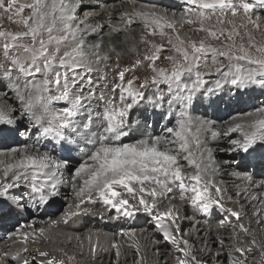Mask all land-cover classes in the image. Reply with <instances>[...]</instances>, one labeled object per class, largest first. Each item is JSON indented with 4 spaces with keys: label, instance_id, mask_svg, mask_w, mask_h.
Returning a JSON list of instances; mask_svg holds the SVG:
<instances>
[{
    "label": "snow or ice",
    "instance_id": "6c2138e0",
    "mask_svg": "<svg viewBox=\"0 0 264 264\" xmlns=\"http://www.w3.org/2000/svg\"><path fill=\"white\" fill-rule=\"evenodd\" d=\"M82 3L83 0H0V139L16 137L22 127L25 131L32 129L35 138L31 146L13 149V162L3 169L6 179L0 181V220L28 206L24 199L25 187L30 189L29 197L38 194L42 204H48L59 194L63 169L71 158L58 160L47 151L40 152V141L67 144L72 134L82 135L92 140L94 149L73 173L74 179L82 181L79 186L72 185L79 199L77 208L91 202L95 192L105 204L124 215H132L130 209L143 211L156 222L164 238L175 245L176 251L182 253L175 258L177 264H201L195 256H190L188 241L184 240L181 247L170 230L178 209L173 206L159 211L158 199L175 188L180 201H187L204 212L214 205L223 207L220 200L214 198V193L218 195L221 189L209 176L215 171L211 150H201L199 133L211 129L208 122L195 120L192 112L205 96L219 97L223 101L221 94L226 92L240 104L245 102L246 96H253L249 89L258 86L264 90V44L249 34L247 45L237 46L234 36H239L238 27L244 25L237 26L225 19L229 15H244L259 30L260 24L251 15L255 5L252 0H188L197 9L192 13L197 19H189L187 23L199 22L196 30L204 32L206 37L214 40L223 37L231 43L222 41L216 46L205 40H191L185 46L186 41L177 35L179 44L173 45L177 55L167 57L171 68L157 66L163 46L152 43L154 51L145 56L151 69L148 77L139 84L136 83L138 77L126 79V74L141 63L136 61L132 68L117 72L118 82L111 88V94L97 95L96 78L92 74L97 71L95 66L101 63L107 66L111 57L101 53L100 40L87 42V35L97 33L103 26L88 25L79 18L77 13ZM256 4L264 7V0H256ZM136 15L142 18L147 35H156L157 27L162 36L163 28H174L146 13ZM213 17L217 25L232 24V29L205 26ZM5 21L20 30L6 29ZM132 22V17L123 20L125 26ZM111 30L122 31L117 27ZM169 44H172L171 39ZM115 67H119L118 62ZM204 68L214 69L217 78L212 82L205 79L209 73L202 71ZM161 84L167 85V96L160 91L145 95V90L159 89ZM94 100L104 105L96 115L89 110ZM58 102L68 106L57 110L53 105ZM165 104L169 113L179 106L174 125L166 126L160 135H145L141 130L135 142L118 143L129 136L128 117L134 108L163 109ZM85 111L87 116L79 119ZM247 115H254L256 119L236 123L227 130L238 132L241 137L229 142L233 145L229 151L248 156L264 154V103ZM194 149L198 150V155ZM187 167L192 171H186ZM125 196L136 203H130ZM226 211L239 219L238 212ZM39 231L43 233L44 229ZM29 238L30 233L24 232L23 241L26 243ZM236 251L244 253L242 248ZM40 255L47 256V253ZM46 264L54 262L49 259Z\"/></svg>",
    "mask_w": 264,
    "mask_h": 264
},
{
    "label": "bare ground",
    "instance_id": "6f19581e",
    "mask_svg": "<svg viewBox=\"0 0 264 264\" xmlns=\"http://www.w3.org/2000/svg\"><path fill=\"white\" fill-rule=\"evenodd\" d=\"M252 2L255 7L251 15L260 24L259 30L248 22L247 16L232 17L229 15L225 18L237 26L244 25L238 27L239 36H234V40L235 42L242 41L245 45H247L249 34L256 40H261L264 35V7L256 4V0H252ZM196 11L197 9L189 4L188 0H83L77 13L79 18L88 25L103 26L97 33L87 35V42L95 43L100 40L102 42L101 53H106L111 57L107 66L104 63L99 65H103V68L95 66L97 71L92 74L96 78L94 91L97 92V95L111 94V88L118 82V79L113 76L117 75V72L123 67L132 68L136 61L141 63L136 65L133 72L126 74V79L135 76L138 77L139 82L148 77L151 74V69L145 56L151 55L154 51L150 46L152 43L163 46L160 60L156 61L157 66L171 68L170 62H166L167 57L177 55L173 45L179 43L174 42L175 40L170 35H166V31L169 29L167 27L163 28V36L159 27H157L156 35H147L144 22L136 13H146L150 17H157L162 24H172L179 31L186 32L187 44L191 40H202L200 37L193 38L191 36L201 32L196 30L200 27L199 22L187 23L189 19H197L192 14ZM128 17H132L133 22L131 25L125 26L123 20ZM215 19L213 17L211 21L206 22L205 26L211 24L216 28L223 27L225 31L232 29V24L217 25ZM112 27L121 28L122 31L113 32ZM169 39L172 44H169ZM210 39L209 37L208 39L203 38L207 43L213 44V40ZM144 40L150 43L143 46L141 41ZM222 41L231 43L224 39L214 40V43L218 42L219 46ZM263 41L261 43L264 44ZM113 48L115 51L111 50ZM116 54L120 55V60ZM117 60L120 63L119 67L114 68L112 73L109 72L114 67L111 64ZM202 71L209 73L205 77L209 82L217 78L214 69L204 68ZM102 76L104 77L103 82L106 83L99 82ZM147 91L146 96H151L157 91L163 92L167 96V85L161 84L159 89L152 87ZM213 101L217 102L213 103ZM223 102L224 99L220 101L219 97L202 100L198 107L202 113L194 114L192 112V115L197 121L209 123L211 130L203 129L199 133L201 150L205 148L211 150L215 171L214 173L210 172L209 176L221 189L218 195L214 193V198L220 200V203L225 206V210L224 208L219 210V207L217 209V206L214 205L208 212L202 214L204 211L201 209L193 207L187 201H180L179 191L174 188L173 192L165 193L164 197L158 199L159 211H166L173 206L178 209L175 224L171 225L170 230L181 247H184L183 241L180 240L181 236L188 241L190 256H195L201 264H239L240 261H243V264H264V154L256 156L244 154L241 158L242 161L244 160L243 164L238 166H234V161L227 164L226 167L221 163V158L232 153L229 149L233 145L229 142L241 138L238 132H228L227 130L236 123L252 121L256 119V116L247 115L252 112H248L242 107L230 122L225 124L219 121L221 113H218ZM226 103L224 102V104ZM67 106L64 102L53 105L57 110ZM103 107L102 102L94 100L89 110L96 115L103 110ZM161 111L162 109L155 113L150 107L137 110L138 117L128 120L131 125L130 135L122 138L118 143L135 142V139L140 138L141 130H144L145 135L162 134L166 126H172L174 123L179 106H176L173 111L170 125L165 119L166 115H162ZM213 111H217V113ZM87 114V111L83 112L79 119H84ZM150 125L155 128L154 131L150 130ZM93 132L95 133V129ZM213 132L217 135L213 136ZM21 134L28 135L24 131ZM26 139L24 144L19 137L0 139V162H2L0 163V181L6 179L3 173L5 165L14 160L13 152L8 150L9 146L19 149L34 143V139L29 140L27 137ZM44 141L46 140L40 141L39 151L45 147L47 141L45 143ZM57 144H61L66 152L70 149L66 157H71L73 152L79 163L86 160L87 154L94 149L91 139L76 134H72L70 143L55 142L54 146ZM82 147L84 152L81 151ZM2 148H4L3 151ZM194 151L197 155L199 154L198 150L194 149ZM48 153L58 160H63L57 151L49 150ZM70 163L71 160L68 166L63 169V183L59 186V194L48 204H45L46 206L39 201L38 194L29 197L30 189L25 187L24 199L28 201V206L21 209L25 208L27 212L17 211L16 214L0 220V264H24L25 261L28 264H40L39 261L46 264L49 259L53 260L54 264H177L175 258L182 253H178L175 245L164 239L163 233L157 229L156 222L149 214L130 209L133 212L132 215L128 216L123 213L121 215L120 212L105 204L95 192L92 194L91 202L77 208L79 199L76 196V189L72 185L75 183L79 186L82 181L73 178L75 168L70 166ZM245 167L255 171L256 174L263 172L260 174L261 178L245 175L242 172ZM70 168L72 171H69ZM186 171L190 172L192 169L187 167ZM7 179H11V173ZM14 191H20V189ZM173 196L176 199H171ZM125 198H128L130 203H136L131 197L125 196ZM41 206H44L45 209L42 213H38ZM40 209L43 210V208ZM226 209L238 212L239 219L230 215ZM219 215H223L226 219ZM40 229H44L43 233H40ZM180 230H182L181 236L179 235ZM185 230H188L186 235ZM24 232L30 233V238L26 243L23 241ZM19 242L21 244L18 247L12 245ZM237 248L244 250L243 255L236 251ZM42 252L47 253V256H41ZM6 253L12 254L5 257ZM27 256H31V260Z\"/></svg>",
    "mask_w": 264,
    "mask_h": 264
},
{
    "label": "rangeland",
    "instance_id": "374dc122",
    "mask_svg": "<svg viewBox=\"0 0 264 264\" xmlns=\"http://www.w3.org/2000/svg\"><path fill=\"white\" fill-rule=\"evenodd\" d=\"M4 23V27L6 28V29H8V30H12V31H17V30H20L16 25H13V24H10V23H8V22H3ZM209 26H211V24L209 25ZM166 35L167 36H169L170 35V37L172 38V39H174L175 41L174 42H178V40H177V35H179L180 36V38H182V39H184L185 40V36H186V32H184V31H179L178 30V28H176V27H174V28H169L167 31H166ZM188 35V34H187ZM193 38H196V37H200L202 40H203V38L205 37V38H207L208 39V37H206V35H205V33H202V32H198V33H196V34H192L191 35ZM209 39H210V37H209ZM221 39H224L223 37H221ZM211 41H212V43H213V45H216V46H218V42H216V44L214 43V39H210ZM256 40V39H255ZM264 40V35L262 36V38H261V40H256V41H258V42H262ZM186 41V40H185ZM220 42V41H219ZM230 42V41H229ZM243 42H246V41H243ZM248 42V41H247ZM264 42V41H263ZM179 43V42H178ZM238 43V44H237ZM141 44H143V46H147V44L146 43H144L143 41H141ZM236 44L237 45H240V44H242V41H238V42H236ZM261 44H263V43H261ZM186 46H187V44H186ZM116 56H117V58H118V60H120L121 58H120V55L119 54H116ZM118 60L116 61V62H114V63H112L111 65H112V67H113V69H110L109 70V72H111L112 73V71H114V68H117V67H115V65H116V63L118 62ZM166 61V60H165ZM167 63H169V61L167 60L166 61ZM118 64H120V63H118ZM136 64V63H135ZM134 65V64H133ZM99 67H104L103 65H101V66H99ZM125 68H127V67H123L122 69H125ZM122 69H120V70H122ZM150 74V73H149ZM136 76H138V75H136ZM149 76V75H148ZM113 77H116L117 79H118V76L117 75H115V76H113ZM142 78L141 79H143V76H141ZM97 78H99V77H97ZM130 78H132V76L130 77ZM129 79V78H128ZM103 80H104V78L103 79H101V81L99 80V82L100 83H106L105 81L103 82ZM98 81V80H97ZM143 81V80H142ZM142 81H139L138 82V80H136V83L137 84H139V83H141ZM155 88V87H154ZM254 88H256L257 90H251L252 92H253V96L251 97V98H249V97H245L244 98V100H245V102L244 103H240V104H237L236 102H235V99H234V97H229L228 95H227V93L225 92V93H222L221 95L224 97V102H227L226 104H224V102H223V106H221V108L218 110V113L220 114L221 113V115L219 116V121H221V122H223V123H225V124H227V123H229L230 122V120L232 119V117H234L237 113H238V110L240 109V108H242L243 107V109H246L248 112H255V107L256 106H259V105H261V103H264V94H262V92L264 93V90H262V89H260L258 86H255ZM150 89H152V87H150ZM248 91H250V90H248ZM96 92V91H95ZM148 93V91L147 90H145V95ZM149 92H152V91H150L149 90ZM97 93V92H96ZM167 94V93H166ZM209 97H207V96H205V97H203V101H205L206 99H208ZM233 99V100H232ZM103 103V102H102ZM221 103V102H220ZM64 106V105H63ZM230 106V107H229ZM205 107L206 108H208V106H206L205 105ZM59 108H61V107H59ZM63 108V107H62ZM61 108V109H62ZM140 108H144L143 106H141V107H139V109ZM151 108V107H150ZM194 108H195V105H194ZM254 108V109H253ZM135 109L136 108H134L130 113H129V117H128V120H133V119H135L136 117H138V113L135 111ZM151 110L153 111L154 109H152L151 108ZM161 109H155L154 111H155V113L156 112H159ZM198 110V111H197ZM199 110H201V109H199V108H195V110L193 111V113L194 114H199V113H202V112H200ZM211 112H212V110L211 109H209ZM162 115H166L165 116V119L166 120H168V122H169V125H170V123H171V121H172V115H173V112H171V113H169V111H168V105L167 104H165L164 105V108L162 109ZM213 112H216L217 113V111H213ZM168 114V115H167ZM198 116H200V115H198ZM171 119V120H170ZM170 120V121H169ZM174 122H175V119H174ZM172 125H174V123L172 124ZM150 130H152V131H154V129L155 128H153V126L152 125H150ZM22 131H24V132H27V134L28 135H25V134H21V132ZM32 132H33V130L32 129H28V131H25V128H21L20 129V134L19 135H17L15 138H20V140L23 142V144H24V142H26L27 141V139H26V137L29 139V140H33V142L35 141V138L33 137V135H32ZM129 135H130V133H129ZM26 140V141H25ZM10 142H12L11 140H9ZM47 141V143H46V145H45V147H42L41 149H40V151L41 152H45V151H51V152H54V151H57L58 152V154H59V156L61 157V159L63 158H65L66 157V155H67V152H66V149H63L62 148V146H61V144H57V146H54V143L56 142V141H51V140H46ZM46 141H44V143L46 142ZM49 143V144H48ZM50 144H53V145H51L50 146ZM68 144V143H67ZM1 147H2V145H1ZM14 146H9V148H8V150H13L14 148H13ZM2 151L4 150V148H2L1 149ZM60 150V151H59ZM73 151V150H72ZM81 151L82 152H84V148L82 147V149H81ZM244 154L246 155V153H235V152H232L231 154H229L228 156H225V157H223V158H221V163L223 164V166H225L226 167V165L227 164H230L231 162H233L234 161V166H238V165H240V164H243L242 162L244 161H242V156H244ZM63 155V156H62ZM233 157H235V160H233ZM71 163H70V166H72V167H77L78 165H79V160L77 159V158H75V156H74V154H73V152H72V154H71ZM242 172L243 173H245V175H247L248 177H250V176H257L258 177V179L259 178H261V176H260V174H263V172H261V173H259V174H256V172L254 171L253 172V170H249L248 169V167H245V168H243V170H242ZM223 207L222 208H224L225 206L222 204V203H220ZM44 206H46L45 204H44ZM44 206H41L40 208H43V210L42 209H38L39 211H38V213H42L43 211H44V209H45V207ZM220 208L221 207H219V210H220ZM259 208V207H258ZM257 208V209H258ZM190 209L193 211V209L191 208V206H190ZM217 209H218V207H217ZM33 210H34V208H33ZM224 210H225V208H224ZM18 212H22V213H26L27 211H26V209L24 208V209H18L17 210ZM216 212V211H215ZM202 214H205V212H202ZM221 214H223V213H221ZM219 216H221V217H223V215H219ZM223 218H225L226 219V217H223ZM0 225H1V223H0ZM156 227H157V225H156ZM157 229H158V227H157ZM159 230V229H158ZM1 233V232H0ZM186 233H188V230H185V235H186ZM17 234V233H16ZM15 234V235H16ZM10 235H12V234H10ZM179 235L181 236L182 235V230H180V233H179ZM165 239V238H164ZM180 240L181 241H184V240H186V239H184V238H182V236L180 237ZM157 241V240H156ZM21 244V242H19V243H17V246L18 245H20ZM189 244V243H188ZM12 253H6L5 254V257H8V256H10ZM27 258H30V260H31V256H27Z\"/></svg>",
    "mask_w": 264,
    "mask_h": 264
}]
</instances>
